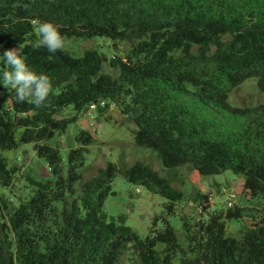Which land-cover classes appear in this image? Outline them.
Segmentation results:
<instances>
[{
    "label": "trees",
    "instance_id": "obj_1",
    "mask_svg": "<svg viewBox=\"0 0 264 264\" xmlns=\"http://www.w3.org/2000/svg\"><path fill=\"white\" fill-rule=\"evenodd\" d=\"M42 22L66 40L104 38L129 50L110 58L96 49L50 53L37 47ZM20 46L52 88L35 108L0 85V150L32 144L51 179L18 204L0 193V264H120L126 253L133 264H264V105L228 102L249 79L264 95V0H0V53ZM102 103L118 107L135 125L134 143L154 150L165 169L185 168L191 185L227 171L242 178L248 202L261 206L254 222L239 207L210 212L199 194L202 219H181L183 238L166 219L145 238L122 217L108 221L104 204L117 176L163 198L165 217L185 195L139 162L108 163L83 179L94 141L87 131L74 137L66 163L45 143ZM17 171L0 157L2 191ZM232 223L240 229L230 236Z\"/></svg>",
    "mask_w": 264,
    "mask_h": 264
},
{
    "label": "rangeland",
    "instance_id": "obj_2",
    "mask_svg": "<svg viewBox=\"0 0 264 264\" xmlns=\"http://www.w3.org/2000/svg\"><path fill=\"white\" fill-rule=\"evenodd\" d=\"M129 46V44H121L113 48L106 39L94 38L87 41L66 40L64 50L74 57H80L85 51L96 49L106 58H110L115 52L121 54L128 51ZM102 72L117 77V72L108 65L104 66ZM228 102L230 106L236 108L254 107L264 105V95L259 92L256 80L249 79L230 93ZM70 113L71 107L66 110L65 116ZM134 129L135 125L122 116L118 107L102 103L99 106L89 107L75 124L68 126L64 135L55 136L45 143L57 147L63 162L66 163L68 150L74 146V137L82 130L87 131L94 141L86 156L82 170L83 179L93 178L96 171L105 168L108 163L120 168H129L139 162L169 180L174 189L181 190L185 195L184 201L177 204L173 216L165 217L163 198L148 192L143 187L129 184L121 176L115 177L111 185L113 195H110L104 204L107 220L124 218V224L141 238H145L152 228L161 229L162 219L168 220L177 235L183 238L181 219H187L191 223L192 219H202L199 215L201 208L198 194L209 197L210 212L239 207L249 215L243 220L247 224L254 222L250 216L257 215L261 206L248 202L243 193L242 178L227 171L221 175L202 177L199 182L191 185L185 168L165 169L154 150L137 146L132 137ZM0 157L4 158L10 167L18 170L11 189L3 191L0 189V193L5 198H12L15 204L28 200L37 184L51 179L44 161L35 155L32 144L23 145L14 151L0 150ZM239 229L237 223L230 224L228 235H234ZM120 264H133L131 255L126 253L120 259Z\"/></svg>",
    "mask_w": 264,
    "mask_h": 264
},
{
    "label": "clouds",
    "instance_id": "obj_3",
    "mask_svg": "<svg viewBox=\"0 0 264 264\" xmlns=\"http://www.w3.org/2000/svg\"><path fill=\"white\" fill-rule=\"evenodd\" d=\"M39 39L37 47H44L50 53L62 51L66 47V38L57 26L50 22L37 24ZM20 48L8 49L0 55V62L7 65V70L0 68V85L14 90V99L18 103L31 101L35 108L42 107L47 101L52 85L45 74L33 72L25 63Z\"/></svg>",
    "mask_w": 264,
    "mask_h": 264
},
{
    "label": "built area",
    "instance_id": "obj_4",
    "mask_svg": "<svg viewBox=\"0 0 264 264\" xmlns=\"http://www.w3.org/2000/svg\"><path fill=\"white\" fill-rule=\"evenodd\" d=\"M229 205H231V204H229Z\"/></svg>",
    "mask_w": 264,
    "mask_h": 264
}]
</instances>
